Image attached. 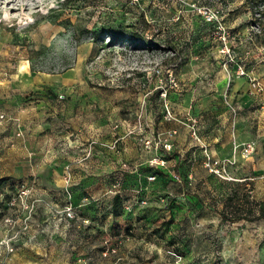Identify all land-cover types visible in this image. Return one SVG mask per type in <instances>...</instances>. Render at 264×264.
<instances>
[{"label":"rangeland","instance_id":"obj_1","mask_svg":"<svg viewBox=\"0 0 264 264\" xmlns=\"http://www.w3.org/2000/svg\"><path fill=\"white\" fill-rule=\"evenodd\" d=\"M245 79L250 93L257 94L250 105L239 99L245 89L237 82ZM0 114L2 156L20 147L32 152L22 153L23 160H42L47 148L42 146L43 135H59L53 141L54 166L66 165L64 196L58 198L46 197L34 175L0 176V239L6 234L3 218L8 214L18 217L16 229L23 230L26 209L9 203L22 185L30 190L28 200H45L37 208L35 225L44 216L41 210L48 211L47 202L60 203L62 197L65 203L74 202L73 189L79 187L81 207L93 209L98 201L96 211L115 221L135 207L125 219L135 216L143 224L140 232L127 223L121 235H105L102 261L117 264L116 254L128 237L143 240L140 251L125 264H264V219H252L264 214V0H0ZM223 117L252 139L233 138L228 157L204 146L202 166L194 171L197 181L187 177L188 163L180 162L178 155L195 153L202 143L200 130L217 128ZM115 124L118 129H113ZM140 125L151 138L176 130L172 149L166 152L168 168L149 162L141 168L148 179L155 176L147 187L176 190L146 194L132 205H114L112 211L103 192L130 199L129 186L135 183L126 179L139 170L135 162L124 161L135 166L126 169L119 161L120 136L132 140L133 151L164 152L161 145L146 147L137 134H125L127 126L139 130ZM111 128L112 167L96 173L97 180L73 183V158L86 161L90 153L70 146L68 137L71 144L77 135L93 132L111 139ZM181 133L178 145L183 150L178 151L176 137ZM244 142L254 144L249 155L237 146ZM95 150V167H105L101 147ZM208 156L223 164V174L210 169ZM254 164L262 169L255 171ZM20 165L25 167L26 161ZM171 168L181 180L169 175ZM249 176L253 178H245ZM112 245L117 250L105 255ZM0 251V264L16 252L8 253L4 246Z\"/></svg>","mask_w":264,"mask_h":264},{"label":"crops","instance_id":"obj_2","mask_svg":"<svg viewBox=\"0 0 264 264\" xmlns=\"http://www.w3.org/2000/svg\"><path fill=\"white\" fill-rule=\"evenodd\" d=\"M238 84L242 85V87L245 89L243 93L240 94L239 99H241L243 105H250L254 101L257 100V94L253 95L250 91L249 81L248 80H238ZM257 91V90H256ZM233 97H237V93H233ZM261 97V96H260ZM259 98V97H258ZM261 99V98H260ZM2 125V124H1ZM238 128V129H237ZM240 127H238L237 123L235 124V127L231 124H227L226 118H219L218 126L214 129H201L200 135L202 137L201 142L197 144V149L195 150V153H188L186 156L184 153L182 154V157L178 155V158L180 159V162L186 161V164L188 163L189 168H186V175L187 177L195 176L197 181V174H194V171L198 170L199 166H202L203 161V152H204V146H207L212 151H214L213 148H216L218 150L219 157H228L231 156L232 150H233V144L234 140L237 141H248L249 138L252 139L253 135L248 134L246 131L239 130ZM119 133H122L120 131ZM72 134L71 132L68 134H63L65 137ZM111 139H101L99 135H97L95 132L90 133L88 136L81 134L80 136L77 135L75 142L71 144V140L68 137V144L70 146H77V148L82 147L87 151L88 157L90 159L86 161H80L77 158H73L75 163L71 164V168L74 170L73 175V183H79L83 179H96V173L106 172L108 171L112 165L110 163L108 164V160L112 162L111 159H109L110 155L112 156V150L109 148L114 142V135L115 132L111 128L110 130ZM57 137L53 138V136L50 135H43L41 141L42 146H46L45 148V155H43L42 160L37 159L36 157H32L30 159L23 160V156H20L22 153H25L26 155H30L28 150H22L19 147V150H8L4 153V156L0 154V176L3 174H13L16 176H20L23 174V172H26L27 175H34L35 179L37 180V184L42 191V193L45 194L46 197L49 199L52 196H56L57 198L61 195L64 196V187L66 184V178H65V169L64 166H54L55 163L53 160H55V148L53 147V141L55 142V139H60L59 135H56ZM122 136V137H121ZM120 136L119 141V152L121 153V163L124 161L128 162H135L138 164L139 170L136 172H132L131 176H127V183L131 184V182H134V187L129 186V194L132 197L130 199H126L127 194H124V196H120L119 201H115L114 194H109L108 191L103 192V194H107V200L109 201L107 203L106 208L111 207V210L114 211V205H120L123 204L126 206V204H134V202H137L138 199L141 197H145L146 194L148 196H152L154 194L159 193L160 191H168L169 193H173L176 188L170 187L169 189H161L157 186L147 187L145 185L146 182H153L154 180H149L148 175H144L142 173V167L145 165H149L148 161L150 158H152L157 153L153 150L151 151H145L142 148L139 150L133 151L134 143L132 140H130L128 137L123 136V134ZM183 133L178 135L176 137V145L178 151H182L183 148H179L178 143L182 140ZM237 136V138H235ZM233 138H235L233 140ZM90 140V141H89ZM100 142V143H99ZM96 143V145H95ZM99 143V144H98ZM105 143V146L103 145ZM109 144V145H108ZM96 146L101 147V157L105 159V167H95L96 160L97 159V151ZM27 147V146H26ZM188 148V146H187ZM186 148V149H187ZM58 152V151H57ZM56 152V153H57ZM198 152V153H197ZM95 154V155H94ZM202 155V157H200ZM91 156V157H90ZM96 157V158H95ZM252 157V156H251ZM202 159V161H201ZM238 159L240 161H244L243 158L239 155ZM26 161L25 167L20 165V162ZM184 161V162H185ZM169 162V159H168ZM54 163V164H53ZM70 163V162H69ZM89 163V169L85 168V165H88ZM93 164V165H92ZM95 167V168H94ZM187 167V166H186ZM168 168V166L166 167ZM164 168V169H166ZM253 169L255 171H258V169H262L261 166L258 164L253 165ZM90 171V172H89ZM7 172V173H6ZM169 175L173 177L174 179V169H170L168 171ZM197 173V172H196ZM86 174H88L87 177ZM90 174V175H89ZM177 175H181L179 173H175ZM132 176L135 178L133 179ZM245 178H253L252 176L245 177ZM177 179V178H176ZM95 180V182H96ZM181 180V176H180ZM196 183V182H195ZM100 190V189H99ZM82 189H79V187H76V189H73L74 192V198L73 203L75 206L76 212H77V218L70 220V223L68 224L67 221L62 224V226L58 230H53V228L49 226L48 231L42 232L40 234L41 239V246L37 245L39 243H30L27 244V246L22 247L20 250L14 252L9 260H7L4 264H110V261L107 259H103L102 261V243H103V237L108 236H116L117 234L121 235L124 233V227L127 225V223H132L136 227V231H139L140 227H143V224H141L140 221H136L137 218L135 216H132V220L125 219V214H127V217L130 218L132 214H134V208L132 210H124L125 214H123L122 219H118V221H115L113 218H110L106 216L103 218L101 216V213L96 211L99 202L97 201L94 208L89 206L81 207L80 201L81 196L83 192H81ZM87 191V190H86ZM101 191V190H100ZM91 193V191H88ZM93 193H96L94 191ZM178 193V192H176ZM176 195V194H174ZM122 197V198H121ZM132 201L129 203L128 201ZM192 200V199H191ZM59 201H61V204H64L65 200L64 197L59 198ZM123 201V203H122ZM192 202V201H191ZM94 204V203H93ZM138 204V203H137ZM92 205V204H91ZM140 205V204H139ZM99 209H102L100 206ZM176 209H178V205L176 206ZM151 209L149 210V212ZM42 216L41 221L38 222L37 225L32 223L30 227V231L36 230L39 224H42L47 216V211L42 209L41 210ZM112 216V212L109 213ZM124 217V218H123ZM81 218H88L90 222L88 224H84L82 226H78V224L81 221ZM35 219L32 221L34 222ZM121 228V229H120ZM119 230V232H116ZM2 236V235H1ZM0 236V237H1ZM139 236V234H137ZM39 239V238H38ZM135 239V238H134ZM126 240L123 243V245L120 247L118 254H116V263L117 264H125V260L131 261L133 260V255L135 251H140L139 247L141 241L143 240ZM45 244V245H44ZM0 258H1V251H0Z\"/></svg>","mask_w":264,"mask_h":264},{"label":"built area","instance_id":"obj_3","mask_svg":"<svg viewBox=\"0 0 264 264\" xmlns=\"http://www.w3.org/2000/svg\"><path fill=\"white\" fill-rule=\"evenodd\" d=\"M208 17L210 18V15H208ZM3 116L4 114H0V117ZM142 127L143 126L140 125V129L136 130V128L134 127L127 126V128H125V134H137L138 140L142 142L146 147L154 145L156 148H158L160 145L163 146L164 152L157 153L152 158H150L148 162L160 168H166L168 166V158L166 157V152H169L172 149V142L170 141V139L176 133V130H168L166 132L159 133L156 138H151L144 133V129ZM118 128L119 124H115L113 126V129ZM194 134L197 136L196 131L194 132ZM237 146H241V150L245 155H249L254 149V144H252L251 142H244L242 144H237ZM208 158L209 159L207 165L210 167V169L218 172L219 174H223V172L225 171L223 164L217 159L211 160L210 156H208ZM122 166L126 169L135 167L134 165L130 166L128 162H123ZM174 177L180 180V175L174 173ZM154 178V175L149 176V179ZM29 192V188L25 185H22L18 195L10 199L9 202L10 206L19 205L20 207L26 209L25 220H23V230L27 229V232L25 233L23 230L16 229L19 224V219L15 215L8 214L3 218V224L6 229V234L0 239V248L1 246H4L7 249L8 253L16 251L21 245L24 246L30 244L31 242L37 243L39 238L38 234L42 231H48L49 226H47V224H50V222H52L53 224L51 225V228H53V230H58L65 221H67V223L69 224L70 220L77 218V212L73 202L67 201V203L65 204H50L47 202V216L45 217L44 221H42L43 223L39 224L36 230L34 229V231L30 233L29 229L32 226L31 224L35 218V215L37 214V208H39L40 201L45 202V200L38 197L34 200H28L27 197L29 195ZM67 193L68 196L71 197V191L69 189H67ZM89 222L90 220L88 218H81L78 226L88 224ZM23 234H25V237ZM126 239H128V237H126ZM116 250L117 245L108 246L105 248L104 254L106 255L108 254V252H115Z\"/></svg>","mask_w":264,"mask_h":264},{"label":"trees","instance_id":"obj_4","mask_svg":"<svg viewBox=\"0 0 264 264\" xmlns=\"http://www.w3.org/2000/svg\"><path fill=\"white\" fill-rule=\"evenodd\" d=\"M135 35H137V34H135ZM138 36V35H137ZM159 92L157 91L156 92V94H158ZM120 200V197H119V195H116L115 196V201L117 202V201H119ZM245 216H236L235 217V219H241V218H244ZM259 218H262V219H264V214H259L258 216H253V218L252 219H259Z\"/></svg>","mask_w":264,"mask_h":264}]
</instances>
